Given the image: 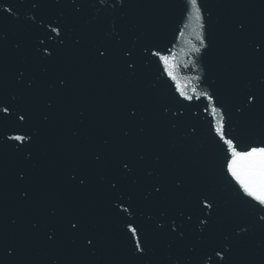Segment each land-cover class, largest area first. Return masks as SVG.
I'll return each instance as SVG.
<instances>
[{
    "label": "water",
    "instance_id": "obj_1",
    "mask_svg": "<svg viewBox=\"0 0 264 264\" xmlns=\"http://www.w3.org/2000/svg\"><path fill=\"white\" fill-rule=\"evenodd\" d=\"M34 2L36 0H0V33L5 35V39L0 40V105L9 107L8 116L0 114V137H3V142L0 143V239L12 238L13 226L10 220L15 218L20 227L16 237L21 248L16 258L17 264H49L51 259L59 260L60 264H131L125 238L128 244L133 245V251L134 242H131V234L122 227L115 213L119 212L121 216L127 214L111 208L105 186L99 183L101 176L115 180L116 175L121 173V159L124 163L131 161L129 167L134 168V177L138 183L132 185L128 181L120 190L131 195L139 210L144 212L143 221L146 226L155 227L148 219L149 216L159 217L160 211L165 210L174 215L175 210L181 207L175 186L177 179L184 181L186 190L206 193L214 189L218 201L235 197L238 188L231 177H227L221 165L224 152L222 142L212 127L214 117L210 109L205 111L209 101L199 94L206 92L213 95V106L217 108L221 103L225 105L221 114L227 121L228 113L231 112L232 128L240 133L237 139L245 143L264 138V107L247 115L236 111L238 107L241 112L244 111L237 103V92L251 78L212 21L208 24V15L199 0L201 23L207 30L205 32L200 29L207 36V47H201L200 53L192 51L193 47H200V42L196 39L194 22L188 19L190 6L187 0H126L130 4H140V8H120L116 0H107L106 5H100L98 0H83L86 6L80 12L75 11L72 0H61L59 5L55 0H40V3L47 6L33 9L31 4ZM80 2L81 0H77V3ZM91 3H95V8L87 6ZM113 7L116 9L115 13H111ZM6 8H9L8 12L3 11ZM96 9L100 10L98 14ZM12 12L18 13V18H14ZM60 12L65 14V22L76 29L74 35L81 37L82 44L84 41L89 42L87 48L77 49L71 40L65 41L64 55L48 65L49 76L46 79L41 78V64L34 60L29 71L40 79V89L35 94L26 92L16 84L21 56L31 57L35 47L41 49L40 55H43L44 49L52 52L57 42L63 38V31L57 37L47 26L37 29L27 19V15L31 13L36 19L51 23L47 18L55 17ZM121 12L125 14L123 19L120 17ZM94 14L96 20L85 24ZM113 21L116 30L124 37V43L117 44L112 40L107 43V51L100 48L95 53L99 55V52H104L110 58L108 64L91 63L92 45L110 30L109 26ZM185 24H190V27L184 29V36L181 37L180 29ZM52 27L56 25L52 24ZM48 35L53 39L48 40ZM136 37L139 39L135 51H132L129 45ZM40 40L44 43L40 44ZM16 44L20 45L19 49L13 47ZM145 48L148 49L147 53L143 51ZM125 50L129 51L132 59L124 57ZM155 51H159L161 55L175 54L178 76L185 90L193 97L191 101L179 96L175 82L166 75L162 62L152 55ZM128 63L133 65L128 71L135 70V79L131 83H126L128 77L123 72ZM56 77H67L73 83V90L66 96L57 97L56 102L60 107L54 114L53 123L45 126L42 123L43 115L47 114L45 103L55 95L48 90L47 85ZM192 89H195V93ZM12 95H17L18 99L12 101ZM244 101L251 108L256 104V97L253 96L251 102L244 97ZM12 104L25 106L29 111L32 127L40 130V135L29 146L31 160L37 162L39 173L29 186L35 198L27 207H21L20 189L15 180L17 171L29 162L18 160L10 148V145L17 142L6 139L8 135L15 134L11 130L10 121L22 123L18 117L11 115ZM132 107L141 110L144 120L139 121L134 116V123L122 124L119 113ZM166 108L167 112L164 111ZM80 111L85 113V124L80 123ZM28 119L29 116H25V120ZM172 124H176L175 129L171 128ZM140 127L144 128L143 133L139 132ZM124 128L129 135L122 139ZM74 131L78 133L75 137L72 135ZM225 132L228 138L236 136V132H232L227 126ZM86 137L91 138V142ZM104 139H108L109 144L117 151L114 152L109 167L89 171L91 195L83 197L64 188L59 181L61 170L64 167H74L77 176L75 182L78 183L81 178L79 160L90 161L93 151L97 154L103 152ZM141 154L144 156L142 161L138 159ZM157 155L160 157L159 164L154 163ZM152 170L166 176L167 184L161 191H166L168 199L148 196L149 192H154L155 188L161 186L154 179L147 178L146 173ZM58 194L61 196L60 201L56 200ZM42 196H47V200H42ZM239 196L253 206L254 212L245 207L231 213L215 229L212 238L219 241L223 232L230 231L234 225H250V237L246 246L233 255V264H264V249L258 246L264 241V221L259 219L264 215V210L249 198L243 197L242 193ZM65 203L88 207L103 231L105 241L98 247L95 257L77 250L71 243L72 232L76 230L69 232L71 224L60 222L61 209ZM52 207H57L56 217L49 215ZM125 207L128 205L125 204ZM215 207L213 205V211ZM129 211L132 212L133 209L129 207ZM200 218L206 219L203 211ZM183 219L187 225V218ZM33 221H39L43 225L35 237L29 231ZM75 222L72 220V223ZM198 223L199 220L193 217L192 228ZM49 227L57 229V243L51 246L45 242ZM77 228H80L79 224ZM157 231L167 233L171 230L165 228ZM186 236V241L172 243L169 248L170 240L166 235H155L152 241L153 253L145 259H149L151 264H169L171 257L183 264L186 256H193L200 264L203 260H208V264H218L220 258L209 250L210 246L197 245L196 251L190 253L188 245L195 241L188 233ZM141 246L143 247L142 238ZM215 251L222 249L217 247ZM4 255L0 249V264H5ZM137 256L140 254L137 253Z\"/></svg>",
    "mask_w": 264,
    "mask_h": 264
},
{
    "label": "snow or ice",
    "instance_id": "obj_2",
    "mask_svg": "<svg viewBox=\"0 0 264 264\" xmlns=\"http://www.w3.org/2000/svg\"><path fill=\"white\" fill-rule=\"evenodd\" d=\"M61 0H55V3L59 5ZM100 5H106L107 0H98ZM72 4L75 7L76 12H80L86 5L81 0L77 3V0H72ZM116 4L120 8L135 7L140 8V4H130L126 0H116ZM187 4L190 6V11L188 13L189 21H193L195 24V34L196 39L200 42V47H193L192 51L200 53L201 47H207L205 45L206 37L200 29H204L205 25L201 23V6L198 4V0H187ZM40 3V0L31 4L33 9L38 7H46ZM88 7L95 8V3L87 5ZM208 8L207 5L204 6ZM219 8L226 9L224 24L229 31V35L234 44H236L241 51V53L246 57L257 61L261 65V70L256 77V83L253 80H247L242 87L239 88L237 92V103H239L244 111L241 112V108H237L236 111L241 115H247L256 112L259 108L264 107V89L257 87L258 85H264V11L260 15V23H256L251 17L250 13L244 8L243 0L234 3H221L217 5ZM8 12L9 8L3 10ZM99 9H96V14L99 13ZM116 9L113 7L111 13H115ZM96 14H94L90 20H86L85 24H91L92 21L96 20ZM124 13H120L121 19L124 17ZM14 18H18V13L12 12ZM65 14L60 12L55 17H49L51 23H46L44 20H38L33 14L27 15V19L32 21L33 24L39 29L41 26L50 28L51 33H55L57 37L61 36L63 31V38L60 39L56 47L52 52H48L44 49L43 55H40L41 49L35 47L32 56H21L20 67L17 69L19 75L16 78V84L21 86L26 92L31 91L33 94L38 92L40 89V79L32 75L29 71L30 64L36 60L41 64L40 72L42 74L41 78H48V65L54 63L61 57H63L65 52V41L71 40L73 46L77 49L87 48L88 41H84L82 44L81 37L79 35H74L76 29L65 22ZM213 19V14L209 12L208 14V24H211ZM216 23L220 24V17L217 16ZM55 24L56 27H52ZM110 30L105 32L103 38L98 39L95 44L92 45V51L90 53V62L97 65H105L110 62V58L105 56L104 52H99V55L95 53L99 51L100 48H105L107 51V43L115 40L117 44L124 43V37L116 30L115 21L110 24ZM190 27V24H185L184 28L180 29V36H184V29ZM131 31V28L129 29ZM46 35V33H45ZM5 35L0 33V40H4ZM48 40H52V36H47ZM138 37L133 38L132 43L129 48L135 51L136 43L138 42ZM40 44L44 41L40 40ZM16 49L20 48L19 44L13 46ZM144 53H147L148 49L145 48ZM124 57L132 59L130 57L129 51L125 50L123 52ZM153 56L159 58L162 62L164 71L166 75L175 82L176 91L183 100H192V96L188 94L185 90V86L182 85L180 77L177 73V65L175 63V54L161 55L159 51L152 52ZM149 59V58H148ZM132 63L127 64V68L123 69L126 73L128 80L126 83H131L135 79V70L128 71L132 69ZM28 74L27 76L25 74ZM48 90L55 95L48 100H46L45 106L47 109V114L43 115L42 123L47 126L53 123L54 114L58 111L59 105L56 100L57 97H62L70 94L73 90V83L67 77L60 78L56 77L51 79L47 85ZM195 93V89H192ZM218 96L219 93H216ZM199 96L204 97L209 101L208 106L205 107V111L211 110L214 117V124L212 127L215 130L216 135L219 137V141L222 142V151L224 152V158L221 161L223 171L226 172L227 177H231V181L235 182V186L238 188V193L234 198H228L224 201H218L214 195V189H210L206 193H200L193 189H185L184 181L177 179L175 181V186L177 189V197L181 202V207L175 210L174 215L170 214L167 210L160 211L159 217L149 216L148 219L155 225L154 228L146 226L143 221L144 212L140 211L134 202L131 195H127L124 191L120 189L125 186V184L130 181L132 185L138 183L137 179L134 177V168L129 167L128 163H124L123 159L120 160L122 165L121 173L116 175L115 180L109 179L107 176H101L99 178V183L101 186H105V191L107 193V198L110 200L111 208L116 210H122L123 213L127 214L121 216L119 212L115 215L118 217L122 227L126 229L127 233L131 234V242H134V251L132 250L133 245L127 243L126 240V251L129 254L131 264H151L149 257L153 253L152 241L155 235L161 234L166 235L170 240L168 247H171L172 243L177 241H186L189 236L194 239V243L188 245V251L194 253L196 251L197 245L200 246H210L209 250L214 251L216 257L220 260L218 264H233V255L239 252L246 246V241L250 237V228L243 226L234 225L230 231L226 230L222 234V238L219 241H215L212 238V234L216 228H218L223 221L229 218L231 213L238 212L239 210L247 207L249 210L254 212L253 206L249 205L247 201H244L239 193L243 194V197L249 198L250 201L255 202L260 209L264 210V138L252 140L251 142L245 143L243 140L237 139L240 135L236 132V129L232 128L231 112L228 113V119L225 120L224 115L221 114V109L225 107L223 103L219 108L213 106V95H208V93H200ZM253 96L256 97V104L253 107H249L245 103L244 97L251 102ZM199 99V97H197ZM12 101L18 99L17 95H12ZM134 102V101H131ZM7 103V101H4ZM179 103V101H177ZM187 107V106H185ZM165 112L168 111L166 108ZM24 114L21 115L20 113ZM0 114L5 116L9 115V107L0 105ZM79 116L81 118L80 123H86V116L84 111H80ZM11 115L18 117L19 121L22 123L17 124L15 120L10 121L11 130L15 133L13 135H8L6 139L8 141L17 142L10 145L12 152L15 154L18 160L22 162H29L24 164L16 174L15 182L19 186V202L21 207H27L35 198V194L32 193L29 187L35 177L39 173V166L37 162L31 160L32 153L29 150L31 143L35 142V138L40 135V130L32 127L31 117L29 115L28 109L22 104H12L11 105ZM25 116H29L28 120H25ZM137 117L139 121L144 120V115L139 108H129L125 112L119 113V119L122 124L134 123L133 117ZM226 126L231 129L232 132H236V136L233 138H228L226 136L225 128ZM172 129L176 128V124L171 125ZM139 132L143 133L144 128L140 127ZM72 135L75 137L78 135L77 132H73ZM129 135L126 128L122 129V139L127 138ZM91 142V138L86 137ZM3 142V137H0V143ZM104 151L97 154L96 151L92 152L91 160L80 159L79 168L80 176L78 183H76V171L74 167H64L59 173V181L69 191L79 193L83 197H89L90 186L89 171L95 168H107L109 167L110 160L117 151L112 145L109 144L108 139H104L103 142ZM139 160H143L144 156L141 154L138 156ZM160 157L157 155L154 157V163L159 164ZM173 168L175 165L172 166ZM147 178L154 179L160 183V187L155 188L154 192H149L148 196H152L155 199L166 200L168 196L161 189L165 188L167 184V178L161 172H155L154 170L148 171L146 173ZM145 197V199L148 198ZM42 200H47V196H42ZM56 200L60 201L61 196L58 194ZM211 201V203H209ZM125 204L128 207H125ZM213 205H215V210L213 211ZM202 206V209H201ZM129 207L133 209L132 212L129 211ZM203 211V216L206 219H201L200 214ZM49 215L52 217L57 216V207H52L49 209ZM187 218L188 224L186 225L183 218ZM193 217L199 220V223L195 225L193 229L191 224ZM261 221H264V215L259 217ZM75 220V223H72ZM60 222L62 224H71V228L68 229L72 232L71 243L76 246L77 250L85 251L89 256H96L98 247L102 246L105 241V235L100 229L99 224L94 220L88 207L78 206L75 203H65L64 207L61 209ZM12 228V238L11 239H0V249L4 252V262L5 264H17V256L19 255L21 248L16 237V233L20 231V227L17 225V220L12 218L10 220ZM77 224L80 228H77ZM136 225L135 227L133 225ZM43 227L39 221H33L31 223L30 232L33 237L37 236L39 230ZM264 227V225H262ZM169 228L171 231L167 233H158L157 230ZM179 229V231H178ZM139 230V236H138ZM141 238L143 241V247L141 246ZM95 241V244L93 242ZM47 244L55 245L57 243V229L54 227H49L47 230L46 241ZM92 245V247H88ZM264 249V241L258 245ZM220 248L222 251H215V248ZM137 253L140 256H137ZM49 264H60L57 259H51ZM67 264V262H65ZM169 264H181L178 259L169 258ZM183 264H200L193 256H186L184 258ZM202 264H208V260H203Z\"/></svg>",
    "mask_w": 264,
    "mask_h": 264
}]
</instances>
